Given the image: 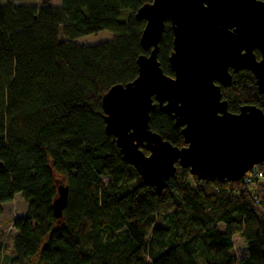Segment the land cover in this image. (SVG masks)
Instances as JSON below:
<instances>
[{"label": "trees", "instance_id": "16d2710c", "mask_svg": "<svg viewBox=\"0 0 264 264\" xmlns=\"http://www.w3.org/2000/svg\"><path fill=\"white\" fill-rule=\"evenodd\" d=\"M151 1H0V205L19 194L27 206L12 220L8 264H264V179L200 180L176 164L157 193L105 131L102 96L132 81L148 53L135 12ZM100 31L112 37L76 42ZM172 40L166 21L157 59L169 76ZM230 72L221 87L228 111L253 104L264 112L253 73ZM149 126L185 145L159 107ZM57 177L69 188L61 218L52 209Z\"/></svg>", "mask_w": 264, "mask_h": 264}, {"label": "water", "instance_id": "95a60500", "mask_svg": "<svg viewBox=\"0 0 264 264\" xmlns=\"http://www.w3.org/2000/svg\"><path fill=\"white\" fill-rule=\"evenodd\" d=\"M135 17L145 22L140 45L148 53L136 60L138 75L111 86L101 101L105 131L114 136L122 159L157 193L176 164L200 180L237 181L263 163L264 112L253 104L228 111L221 87L231 84L230 71L245 69L264 94V0H152ZM166 21L173 34L168 58L173 76L157 59ZM156 107L181 128L184 146L150 129ZM68 190L57 186L56 218L62 216Z\"/></svg>", "mask_w": 264, "mask_h": 264}, {"label": "rangeland", "instance_id": "374dc122", "mask_svg": "<svg viewBox=\"0 0 264 264\" xmlns=\"http://www.w3.org/2000/svg\"><path fill=\"white\" fill-rule=\"evenodd\" d=\"M1 3H5L7 0H0ZM13 3H25L37 5L41 0H10ZM55 5L61 4V0H52ZM112 37V34L109 31H100L95 34H90L82 36L76 39V42L79 44L93 45L101 41L109 40ZM257 165L252 169L256 170ZM108 178L104 180L107 181ZM61 180L57 177L56 186H58ZM26 203L21 197L17 194L14 198L0 207V241L3 244V253L1 255L0 264L6 262L8 264L7 258L12 255V245L13 240L16 235V232L12 228V220L18 216H22L26 213ZM242 240L239 236L234 238V244L237 245Z\"/></svg>", "mask_w": 264, "mask_h": 264}, {"label": "built area", "instance_id": "2783aa9c", "mask_svg": "<svg viewBox=\"0 0 264 264\" xmlns=\"http://www.w3.org/2000/svg\"><path fill=\"white\" fill-rule=\"evenodd\" d=\"M255 175L257 178L264 179V172L263 171H256L254 174L247 173L244 177L246 178L247 182H253V176Z\"/></svg>", "mask_w": 264, "mask_h": 264}, {"label": "flooded vegetation", "instance_id": "af4514ba", "mask_svg": "<svg viewBox=\"0 0 264 264\" xmlns=\"http://www.w3.org/2000/svg\"><path fill=\"white\" fill-rule=\"evenodd\" d=\"M0 207H1V205H0Z\"/></svg>", "mask_w": 264, "mask_h": 264}]
</instances>
